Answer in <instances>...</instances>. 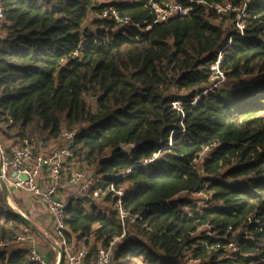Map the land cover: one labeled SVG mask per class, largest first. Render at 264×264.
Masks as SVG:
<instances>
[{
  "label": "trees",
  "instance_id": "16d2710c",
  "mask_svg": "<svg viewBox=\"0 0 264 264\" xmlns=\"http://www.w3.org/2000/svg\"><path fill=\"white\" fill-rule=\"evenodd\" d=\"M153 2L190 9L153 24L147 0H0V144L76 129V164L123 187V210L140 217L125 226L116 264H264V0ZM222 2L245 5L242 35L226 32L236 13L209 6ZM110 8L129 24L100 16ZM219 52L227 81H250L204 94ZM198 191L209 197L201 207L180 196ZM110 200L69 201L66 242L120 237ZM5 206L0 242L11 244L0 264H37L14 240L39 232Z\"/></svg>",
  "mask_w": 264,
  "mask_h": 264
},
{
  "label": "built area",
  "instance_id": "2783aa9c",
  "mask_svg": "<svg viewBox=\"0 0 264 264\" xmlns=\"http://www.w3.org/2000/svg\"><path fill=\"white\" fill-rule=\"evenodd\" d=\"M188 1L189 3L204 4V0ZM147 3L154 13L153 24L161 23L171 17H184L190 9L176 2H167L161 6L154 3L153 0H147ZM209 6L218 15L226 14L230 11L236 13V20L232 24L233 31L242 35L243 24L241 19L244 17L245 5L241 9L232 8L228 2ZM100 16L102 18H111L120 24H129V18L119 17L118 13L112 8L103 12ZM1 29L2 12L0 8V36ZM232 37L233 35L229 37V43ZM220 59L221 53L219 52L215 64L212 65L213 74L208 88L204 90V94L224 86L225 76L218 68ZM214 76L217 78L215 82L213 81ZM172 106L178 109L180 104L173 102ZM9 123H11V120H9ZM1 128L2 124L0 123ZM75 135L76 129L62 130L59 137L54 140L55 145L48 150H43L41 143L33 138H24L20 140L18 145L12 146L9 149L0 146V181L5 183L8 190L25 191L30 197L41 201L50 216L53 232L60 239L61 250L64 253L62 264H112L115 247L125 234V226L134 224L140 217L139 215H130L123 210L121 199L124 189L122 187L117 188L113 183L103 186L98 176L92 174L87 169L78 167L72 154ZM208 151V148L204 149V152ZM66 168L70 173L62 194L59 195L58 192L62 189L60 186L61 176ZM21 174L26 177V181L19 178ZM102 195L111 196L109 210L118 218L123 232L120 237L113 238L107 245L101 246L99 244L96 246L94 260L90 261L88 259L91 249L90 245L81 242L79 247L76 248L74 243L68 244L64 239V209L71 200L97 199ZM102 209L104 210L103 207ZM27 241H30V236L24 232L15 238L14 243L24 244ZM9 244L7 242H0V248ZM29 250L31 260L37 264H57L58 262L51 263L47 259H44L33 247Z\"/></svg>",
  "mask_w": 264,
  "mask_h": 264
},
{
  "label": "crops",
  "instance_id": "0c3cea01",
  "mask_svg": "<svg viewBox=\"0 0 264 264\" xmlns=\"http://www.w3.org/2000/svg\"><path fill=\"white\" fill-rule=\"evenodd\" d=\"M54 140H41V147L43 150H48L50 145H52ZM7 146L15 145L16 139L8 138L4 140ZM14 143V144H13ZM19 144V143H18ZM17 144V145H18ZM2 146V144H0ZM0 195L2 196V201L13 210V212L20 213L23 216H28L31 220V224L37 232H39V243L32 242V247L38 251V254L47 259L51 263L58 261L59 252L62 249L60 244V239L53 232V226L48 213H46L45 208L39 199H34L30 197L25 191L21 190H6L3 191L0 185ZM16 209V211H15ZM28 212V213H26ZM73 237V236H72ZM31 240V239H30ZM73 243V242H72ZM90 247L98 246L99 244L95 242L93 238L89 240Z\"/></svg>",
  "mask_w": 264,
  "mask_h": 264
},
{
  "label": "rangeland",
  "instance_id": "374dc122",
  "mask_svg": "<svg viewBox=\"0 0 264 264\" xmlns=\"http://www.w3.org/2000/svg\"><path fill=\"white\" fill-rule=\"evenodd\" d=\"M93 18H94V14H90L87 17V19L84 21L83 26L92 29L93 27L91 25V21H92ZM232 24L233 23L228 24L227 31H226L227 34H229L230 32L233 31ZM216 80H217V78L214 76L213 81L215 82ZM248 81H250V78H243V80L231 81V82L227 81L226 78H225L223 85L226 84V86L228 87V86H232V85H235V84L237 85V84H240L242 82H248ZM87 100H88V103H89L90 107H92L93 104H94V101L92 99H87ZM29 136L41 143V137H40L39 133L34 132L31 135H29ZM54 145H55V142L52 145H50V146H54ZM205 154H207V152H204L203 156ZM78 167H80L81 169H87L92 174H94V172H95L94 166H88L85 163H82V165H78ZM69 173H70V171L67 168L63 171V174H62L61 180H60V186L62 187V189H60V191L58 192L59 195L62 194L63 188L66 185V180H67V177L69 176ZM180 196L184 197L186 199H189L192 203L196 204L198 207L204 206L209 201L208 194H206L204 191H198V192H194V193H183ZM0 200H2V196L1 195H0ZM97 204L98 205H103V203L101 201H98ZM5 207H8V206L6 205ZM15 211H16V209H15ZM26 213H28V212H26ZM24 217H26L28 220H31L28 216H24ZM28 235L30 236V239H31L30 241L33 240L34 242H38L39 243V239H38V237L35 234L29 233ZM30 241H27L24 244V246L26 248H28V249H30L32 247L31 246L32 242H30ZM112 264H116V263L112 262ZM125 264H143V263L141 262L140 258H136V259H128V260H126ZM187 264H195V263L191 262V261L190 262L188 261Z\"/></svg>",
  "mask_w": 264,
  "mask_h": 264
},
{
  "label": "water",
  "instance_id": "95a60500",
  "mask_svg": "<svg viewBox=\"0 0 264 264\" xmlns=\"http://www.w3.org/2000/svg\"><path fill=\"white\" fill-rule=\"evenodd\" d=\"M120 148H121V150L123 151V152H129L130 151V149L132 148V145H121L120 146ZM19 178L21 179V180H23V181H26V177L24 176V175H20L19 176ZM0 185H1V187H2V189H3V191H6L7 190V188H6V185H5V183L3 182V181H0ZM19 218H21L26 224H28L29 226H31L32 228H33V226H32V224H31V221L30 220H28L26 217H24L22 214H20V213H16V212H14ZM58 252H59V257H58V262H57V264H62V262H63V256H64V253H63V251L62 250H58ZM37 253H38V251H37Z\"/></svg>",
  "mask_w": 264,
  "mask_h": 264
}]
</instances>
